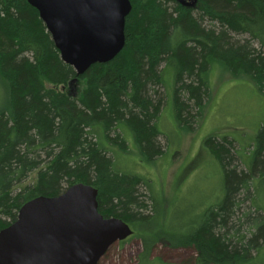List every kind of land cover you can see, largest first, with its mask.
Wrapping results in <instances>:
<instances>
[{"label":"trees","instance_id":"trees-1","mask_svg":"<svg viewBox=\"0 0 264 264\" xmlns=\"http://www.w3.org/2000/svg\"><path fill=\"white\" fill-rule=\"evenodd\" d=\"M131 2L123 50L79 76L28 0H0V76L10 90V108L0 111V230L27 201L82 182L98 189L105 217L135 229L143 245L139 264L153 262L159 243L192 249L194 264H264V123L249 168L235 139L205 140L222 166L224 195L178 226L160 218L164 196H156L149 178L116 160L129 150V131L144 160L165 152L158 119L169 68L175 117L188 128L211 98L207 74L215 61L264 95V0ZM77 76L78 94L70 87Z\"/></svg>","mask_w":264,"mask_h":264},{"label":"rangeland","instance_id":"rangeland-1","mask_svg":"<svg viewBox=\"0 0 264 264\" xmlns=\"http://www.w3.org/2000/svg\"><path fill=\"white\" fill-rule=\"evenodd\" d=\"M207 79L211 98L194 129L188 128L179 125L175 117V70L169 68L164 78L166 103L158 119L165 152L152 162L144 160L128 130L129 150L116 154L122 170L149 178L156 196L162 199L163 194L159 216L164 215V219L169 221L166 225L170 227L178 226L187 215L195 216L224 195L222 166L211 155L205 140L209 136L235 139L241 162L249 168L256 136L264 123V95L248 78L233 77L221 62L215 61ZM82 85L81 81L70 85L72 93L78 94ZM9 108L10 90L0 76V111ZM34 175H31V180ZM141 190L148 193L149 189L145 186ZM142 251L141 239L133 235L113 244L99 264H139ZM193 256L192 249H174L159 243L149 258L153 262L143 260L141 264H194Z\"/></svg>","mask_w":264,"mask_h":264},{"label":"water","instance_id":"water-1","mask_svg":"<svg viewBox=\"0 0 264 264\" xmlns=\"http://www.w3.org/2000/svg\"><path fill=\"white\" fill-rule=\"evenodd\" d=\"M40 13L64 62L77 74L112 61L126 44L131 0H28ZM191 3L194 0H184ZM75 77L70 85L80 82ZM98 189L82 182L37 196L0 230V264H99L135 229L99 210Z\"/></svg>","mask_w":264,"mask_h":264},{"label":"flooded vegetation","instance_id":"flooded-vegetation-1","mask_svg":"<svg viewBox=\"0 0 264 264\" xmlns=\"http://www.w3.org/2000/svg\"><path fill=\"white\" fill-rule=\"evenodd\" d=\"M133 235H134V234H133ZM133 235H132V236H133ZM130 237H131V236H130ZM126 240H127V239H126ZM124 241H125V240H124Z\"/></svg>","mask_w":264,"mask_h":264}]
</instances>
